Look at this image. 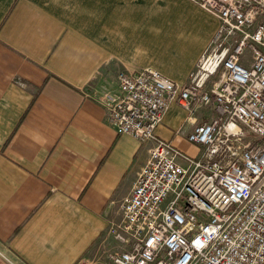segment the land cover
<instances>
[{"label": "crops", "instance_id": "1", "mask_svg": "<svg viewBox=\"0 0 264 264\" xmlns=\"http://www.w3.org/2000/svg\"><path fill=\"white\" fill-rule=\"evenodd\" d=\"M217 28L192 0H0V264L121 248L110 226L155 141L117 133L95 96L121 70L187 83ZM215 116L172 101L157 135L195 156L188 135Z\"/></svg>", "mask_w": 264, "mask_h": 264}, {"label": "built area", "instance_id": "2", "mask_svg": "<svg viewBox=\"0 0 264 264\" xmlns=\"http://www.w3.org/2000/svg\"><path fill=\"white\" fill-rule=\"evenodd\" d=\"M192 1L218 28L187 83L121 70L95 96L117 133L155 141L110 226V264H264V0ZM172 101L216 111L188 135L198 155L157 135Z\"/></svg>", "mask_w": 264, "mask_h": 264}, {"label": "rangeland", "instance_id": "3", "mask_svg": "<svg viewBox=\"0 0 264 264\" xmlns=\"http://www.w3.org/2000/svg\"><path fill=\"white\" fill-rule=\"evenodd\" d=\"M249 51L245 50V53L248 54ZM120 217H121V213H120ZM119 217V218H120ZM120 248H111V247H107L105 248V250H100L96 253H93L91 254V252H94L93 250H91L89 252V254L93 255V259H91V261L89 262V264H110L109 262V253L110 252H114V251H117L119 250Z\"/></svg>", "mask_w": 264, "mask_h": 264}]
</instances>
